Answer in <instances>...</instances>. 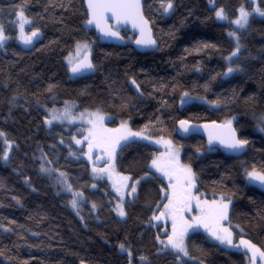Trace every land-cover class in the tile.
Wrapping results in <instances>:
<instances>
[{
	"label": "trees",
	"instance_id": "trees-1",
	"mask_svg": "<svg viewBox=\"0 0 264 264\" xmlns=\"http://www.w3.org/2000/svg\"><path fill=\"white\" fill-rule=\"evenodd\" d=\"M258 5L264 12V0ZM221 9L225 22L216 15ZM241 9L249 28L228 62ZM144 10L158 49L139 54L131 45H99L83 0H0L7 39L0 47V264H248V253L223 248L201 231L187 237L186 257L166 249L170 224L156 217L167 205L168 185L151 170L161 150L148 142L118 150V173L139 183L121 218L111 185L96 177L86 143H77L84 125L50 117L67 104L179 147L194 189L207 199H230L235 239L264 252V192L244 178L249 171L264 175V134L257 132L264 122V18L252 14L250 0H148ZM21 17L28 33L38 32L28 49L19 44ZM86 45L95 46V73L72 78L66 60ZM229 68L236 72L229 75ZM181 121L231 122L247 141L243 158L227 157L199 133L178 137ZM62 184L82 199L77 212Z\"/></svg>",
	"mask_w": 264,
	"mask_h": 264
},
{
	"label": "rangeland",
	"instance_id": "rangeland-1",
	"mask_svg": "<svg viewBox=\"0 0 264 264\" xmlns=\"http://www.w3.org/2000/svg\"><path fill=\"white\" fill-rule=\"evenodd\" d=\"M250 2L254 6V10L252 14L256 17L264 18V15H261L260 12L255 11V9H259L258 0H250ZM246 13L247 10L243 9ZM260 10V9H259ZM241 12L238 15V20L240 18ZM220 21H226V18ZM249 25V17H247V23L244 27H240L233 22V27L235 28V32H230L229 37L234 41L235 44V51L237 50V47L239 46V51L236 53V55H232L231 59H227L226 61L232 62L233 59H235L238 54L242 50V43L241 37L247 32ZM18 37H19V44L21 47L28 49L33 45V42L35 41L36 37H32V42L30 44H26L24 42V39L26 37L31 36V33H28V27L29 22L24 17H21L18 22ZM0 29L3 31V27L0 26ZM4 35V31H3ZM7 39L3 41L2 44H0V47H3ZM88 45L86 46H79L77 47L76 51L68 57L66 60L67 65L69 67L74 66L77 62H79L83 57L84 54L88 51ZM236 71L233 70L232 72H229L230 74H234ZM228 74V73H227ZM227 77V76H226ZM71 114V115H68ZM68 116L67 118H64ZM50 117L52 120H62L65 123L69 124H81L84 125V129L86 131L85 137L83 138V141H80L78 143L79 145H82L83 143H86L85 148L87 149V155L86 160L89 163H97L98 167L97 169V178H105L108 183L112 187V191L116 194L118 197L117 202V209L122 207L123 211L125 213V202L127 200H133L136 197V192L139 186L138 182L132 183L128 179H124L127 176H123L117 171V165H116V157L119 153L120 147L123 146V144L130 143L133 141L138 142H148L152 146L158 148L161 150L159 154L156 155L154 161L157 162V167H153V163L151 165V170L157 173L164 181H166L168 185V192L169 197L167 201V205H169V201L172 200L173 203H176V198L173 196V192L175 190L177 194V198L181 197L185 190L189 189L190 185L188 183V180L186 179L187 171L188 169L191 170V178L192 183L195 184L194 180V172L193 169L190 166H185L182 163L181 158V149L179 147H176L171 142H162L157 139H150L145 133L136 132L131 129L130 123L128 121H122L118 126H112L111 122L112 119H110L109 116H107L102 111H96V110H89V111H82L78 114L75 112L73 105L67 104V106H64L63 108H57L52 111H50ZM264 122H262V126L258 127L257 132L260 134H264ZM128 132L132 133H139L138 136H129L127 139H122V136H126ZM92 145L91 151H89V145ZM8 145V150L11 148V145ZM114 149V151H113ZM96 154V155H94ZM100 166V167H99ZM255 172V171H253ZM252 171H249L244 176L246 183L248 186L256 187L264 192V183H261L258 180H252L249 177V173H253ZM167 173V175L165 174ZM257 173V172H255ZM259 174V173H257ZM261 175V174H260ZM124 177V178H123ZM175 185V189L173 186ZM64 186V191L73 196V200L76 201L75 206L71 204V207L74 208V210L77 212L81 207L80 203L82 202V199L79 196H76L70 191L68 186L65 184H62ZM132 187H135L136 191L133 193L131 191ZM191 191V197H194V199H191L190 201V210H183L180 212H177L176 214V232L177 237H179L180 233L184 231L186 228V232L183 236V243L184 247L186 248V239L190 235L191 231H201L207 235V237L216 244H219L221 247L226 248L230 251H239V252H245L249 254L248 264H264V256L260 255V251L257 248L251 247L249 244L246 246L245 244H241V241H237L235 239L236 232L234 231L233 226L230 225L229 219H230V207L232 204V201L225 197H212L211 199H207L205 195L200 194L199 191L192 190V187L190 189ZM230 200V203L227 201ZM227 205V208L225 209L223 206ZM166 206L164 209H162V213H164L163 217L161 219H158V223H168L170 224V231L169 235H173V216L166 211ZM177 207H182V205H177ZM119 214V212H118ZM183 216V221H186L188 225H194L196 223V220L198 218L202 219L204 222L199 224V226L194 227H187L186 224H184L183 221L180 220V216ZM121 216V215H119ZM226 216V218H224ZM125 217V215L121 216V218ZM205 224L207 227H205ZM215 231L217 235L221 237H227L230 236L232 243L227 244L221 243L220 240H217L212 234L211 231ZM169 236V237H170ZM168 241V239H167ZM166 241V244H167ZM166 246V245H165ZM166 249L170 252L173 251L176 254H179L180 256L186 257L182 252H178L175 249H173L171 246H166ZM258 250V251H257Z\"/></svg>",
	"mask_w": 264,
	"mask_h": 264
},
{
	"label": "snow or ice",
	"instance_id": "snow-or-ice-1",
	"mask_svg": "<svg viewBox=\"0 0 264 264\" xmlns=\"http://www.w3.org/2000/svg\"><path fill=\"white\" fill-rule=\"evenodd\" d=\"M167 7L170 9L172 7L171 3H169L167 5ZM89 8L92 10V19L88 21L89 24L92 23H96L97 26H100V22L102 20L105 19L104 13L106 12H111L119 21L121 18H124L125 20L128 19H132L134 26H135V21L136 18L139 17V9H140V4H139V0H89ZM255 11L260 12V10L257 8L255 9ZM261 15H264V12H260ZM22 15V14H21ZM217 17L220 19H225L226 17L223 15V10L221 9L220 11H218L216 13ZM247 16L248 13H246L243 9H241V15L240 18L238 20L235 21V23L237 25H239L240 27H244L247 23ZM140 19L142 20V17H140ZM146 24V22H144ZM103 31H105L106 35H110V36H118L117 32H113L111 31L109 26H105L103 29ZM141 33L143 35V28L141 29ZM38 35V32H32L31 36L26 37L24 39V42L26 44H30L32 42V37H35ZM6 39V37L3 35V31L2 29H0V44L3 43V41ZM155 41H152L151 39L148 40H138L137 44H154ZM239 51V46L237 47L236 52H234L232 55H236V53ZM229 59H231V57H229ZM83 67L86 68H91L92 65L90 63H86L83 65ZM73 72H78L80 71V66H75L72 68ZM229 72H232L233 69L229 68L228 69ZM133 83H135V81H133ZM229 122V126H230ZM187 124L186 121H181V127H184V130L187 131L188 128L185 127V125ZM264 130V129H262ZM0 135H3L2 133H0ZM139 133H132V132H128L126 136H122V139H127L129 136H138ZM77 143H79V141H77ZM221 143H223L227 148L229 149H234V150H239L242 149L246 144L247 141L246 140H238L235 137V134L233 133L231 135V137L227 140H222ZM92 149V145H89V151H91ZM114 151V149H113ZM153 167H157L159 168V166L157 165L156 161H153ZM187 171V176L186 179L188 180V183L190 185L189 189L185 190L184 194L177 198V194L174 190L173 192V196L174 198H176V203L174 204L172 200L169 201V205L166 206V211H168L172 216H173V235L170 236L168 238L167 244L166 246H171L173 249H175L178 252H182L185 256L188 255V252L186 250V248L184 247V243H183V236L184 233L186 232V228L184 229V231H182L179 235V237H177V232H176V214L177 212L183 211L185 209L190 210V201L191 199H194V197H191V187H194V184L192 183V178H191V170L188 169ZM167 175V173H165ZM63 175V174H61ZM249 177L252 180H258L261 183H264V175H260L257 174L255 172L253 173H249ZM127 179V178H124ZM173 188L175 189V185L173 186ZM131 191L134 193L136 191L135 187H132ZM73 206H75L76 201L73 200L72 201ZM177 205H182V207H177ZM225 209L227 208V205L223 206ZM119 212V215L123 216L125 215L123 208L120 207L117 209ZM164 213L161 214L160 217H156V219H161L163 217ZM226 218V216L224 217ZM180 220L183 221V216H180ZM184 224L187 225V227H194V226H199V224L203 223L204 221L200 218H198L196 220V223L194 225H188L186 221H183ZM205 227H207V225L205 224ZM209 231H211V234L217 239L220 240L221 243H227V244H231V238L230 236L227 237H221L219 235H217V233L215 231H212L211 229H209ZM161 243H164V241H161ZM241 244H245L246 246H248V242L246 241H241ZM254 248V246H251ZM121 249L124 250V246L121 245ZM258 251V250H257ZM261 256H264V252L260 253Z\"/></svg>",
	"mask_w": 264,
	"mask_h": 264
},
{
	"label": "water",
	"instance_id": "water-1",
	"mask_svg": "<svg viewBox=\"0 0 264 264\" xmlns=\"http://www.w3.org/2000/svg\"><path fill=\"white\" fill-rule=\"evenodd\" d=\"M148 0H139L140 9H139V17L136 18L135 26L132 19L125 20L121 18L119 21L117 18L111 13H104L105 19L100 22V26H97L96 23L89 24L88 21L92 19V10L89 8V0H83L85 3L86 13H88L87 19V29L89 31L94 32L96 34V39H98L99 45L105 46H114V47H122L125 48L131 45L137 53L146 54L155 52L158 49V42L155 39V33L153 32L152 24L146 19L144 5ZM142 17V20L140 19ZM146 22V24L144 23ZM109 26L111 31L117 32L118 36H110L106 35L105 31L102 29L105 26ZM143 28V35L141 33V29ZM124 34H130L133 38V44L127 43V39ZM151 39L155 41L154 44H137L138 40H148ZM95 47V46H94ZM94 47H89V52L85 55L83 59L80 60L75 66H80V71L73 72L72 68L69 71L72 78H84L95 73V66L93 65V49ZM90 63L92 65L91 68L83 67L84 64ZM74 66V67H75ZM187 122V121H186ZM177 136L185 137L190 132L199 133L202 137L206 138L208 144L212 147L219 148L221 152H223L227 157H233L235 159H242L243 155L246 151V146L242 149L234 150L227 148L222 140H227L234 133L236 139L240 140L239 135H237L236 129L234 125L230 124H222V123H206L199 124L197 126L187 122L185 127L188 128L187 131L184 130V127H181V122L177 125Z\"/></svg>",
	"mask_w": 264,
	"mask_h": 264
},
{
	"label": "flooded vegetation",
	"instance_id": "flooded-vegetation-1",
	"mask_svg": "<svg viewBox=\"0 0 264 264\" xmlns=\"http://www.w3.org/2000/svg\"><path fill=\"white\" fill-rule=\"evenodd\" d=\"M192 190H194V187H192Z\"/></svg>",
	"mask_w": 264,
	"mask_h": 264
}]
</instances>
